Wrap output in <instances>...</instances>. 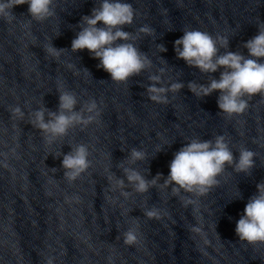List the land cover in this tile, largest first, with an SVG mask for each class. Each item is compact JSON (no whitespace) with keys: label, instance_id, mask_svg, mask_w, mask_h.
<instances>
[{"label":"clouds","instance_id":"1","mask_svg":"<svg viewBox=\"0 0 264 264\" xmlns=\"http://www.w3.org/2000/svg\"><path fill=\"white\" fill-rule=\"evenodd\" d=\"M54 3L55 0H0V20L12 23L17 18L12 9L27 4L31 20L43 22L55 15ZM135 15L132 4L124 0H99V6L93 7L90 15L81 17L78 25L80 30L71 41V51L75 53L88 50L93 59L99 60L97 68L107 72L112 81L117 84L127 83L129 78L138 76L152 67V61L136 46V41L140 39L141 34L152 36L154 29L145 25L140 27L136 34L124 30L125 26L133 24ZM262 25L264 22L257 24V34L243 43L242 47L247 50V55L240 51H229V40L226 37H213L198 29H185L183 35L174 42L177 59L211 77L207 84L188 82L189 91L198 98L219 92L218 108L227 117L243 114L251 97L258 93L264 94ZM158 47L161 52L167 51L163 44ZM221 49L226 51L221 53ZM62 51L63 49H58L53 44L46 47L47 54L53 58L58 59ZM221 69L218 79L211 75ZM160 71L163 73L164 69ZM148 79L151 83L146 91L148 98L154 103L168 104L167 94L178 93L184 88L183 82H171L166 85L161 75L150 74ZM77 103L75 93L60 90L57 110L40 107L30 113L29 123L43 134L45 143L50 146L66 137L71 129L77 126L86 128L97 122L100 110L96 100L85 102L79 111L76 110ZM10 111L15 119L23 120L25 117L19 106L11 108ZM89 155V147L86 144H78L74 148L71 147L67 154H62L64 178L72 182L85 173L91 166ZM255 156L256 153L252 150L241 147L237 159L223 135H218L213 140L192 138L174 153L169 163V174L163 179L161 187L166 189L172 186L174 195L183 190L196 197L205 196L214 187L219 186L218 177L225 172L226 166L232 167L236 173L250 175L255 167ZM146 158V152L133 148L127 161L129 164H135ZM119 167L123 169L127 184L131 185L136 193L143 194L150 188L157 187L162 178V174L157 173L148 180L133 167H123V164ZM108 180L112 191L118 188L125 198L129 196V193L124 191V179L110 174ZM183 203L187 206L197 201L186 199ZM144 215L149 219L161 218V212L156 207L146 209ZM138 227L137 224L124 232L125 244L138 243ZM191 230L200 232L201 228L193 227ZM235 234L241 242L253 246L264 244V181L257 183L256 193L248 199L243 214L236 222Z\"/></svg>","mask_w":264,"mask_h":264}]
</instances>
